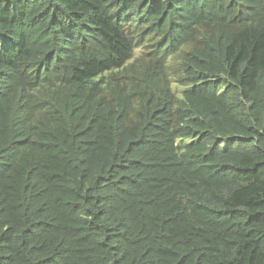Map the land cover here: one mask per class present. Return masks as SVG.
<instances>
[{
	"label": "trees",
	"instance_id": "1",
	"mask_svg": "<svg viewBox=\"0 0 264 264\" xmlns=\"http://www.w3.org/2000/svg\"><path fill=\"white\" fill-rule=\"evenodd\" d=\"M0 264H264V0H0Z\"/></svg>",
	"mask_w": 264,
	"mask_h": 264
},
{
	"label": "clouds",
	"instance_id": "2",
	"mask_svg": "<svg viewBox=\"0 0 264 264\" xmlns=\"http://www.w3.org/2000/svg\"><path fill=\"white\" fill-rule=\"evenodd\" d=\"M138 52V50H136V53Z\"/></svg>",
	"mask_w": 264,
	"mask_h": 264
}]
</instances>
